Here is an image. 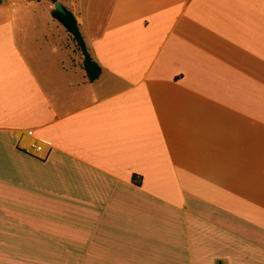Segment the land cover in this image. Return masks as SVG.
Instances as JSON below:
<instances>
[{
    "label": "crops",
    "instance_id": "obj_1",
    "mask_svg": "<svg viewBox=\"0 0 264 264\" xmlns=\"http://www.w3.org/2000/svg\"><path fill=\"white\" fill-rule=\"evenodd\" d=\"M57 1L101 75L0 0V264H264V0Z\"/></svg>",
    "mask_w": 264,
    "mask_h": 264
},
{
    "label": "trees",
    "instance_id": "obj_2",
    "mask_svg": "<svg viewBox=\"0 0 264 264\" xmlns=\"http://www.w3.org/2000/svg\"><path fill=\"white\" fill-rule=\"evenodd\" d=\"M48 1L54 4L57 0H48ZM65 11L66 14H60L53 10L52 16L60 25L63 26L65 31L71 36L72 40L76 45L77 51L82 55L83 59L81 66L86 73L87 80L89 82H93L100 77L101 68L98 65V63L95 62L90 56L74 16L72 15L71 12L67 11L66 9ZM133 181L136 182L137 180L134 179ZM216 264H222V263L218 262Z\"/></svg>",
    "mask_w": 264,
    "mask_h": 264
},
{
    "label": "water",
    "instance_id": "obj_3",
    "mask_svg": "<svg viewBox=\"0 0 264 264\" xmlns=\"http://www.w3.org/2000/svg\"><path fill=\"white\" fill-rule=\"evenodd\" d=\"M53 8H54V11L60 13V14H66V11L65 9L62 7V5L60 4L59 1H56L54 4H53Z\"/></svg>",
    "mask_w": 264,
    "mask_h": 264
},
{
    "label": "built area",
    "instance_id": "obj_4",
    "mask_svg": "<svg viewBox=\"0 0 264 264\" xmlns=\"http://www.w3.org/2000/svg\"><path fill=\"white\" fill-rule=\"evenodd\" d=\"M31 149L33 150L36 156L40 155V153L43 151L40 145H31Z\"/></svg>",
    "mask_w": 264,
    "mask_h": 264
},
{
    "label": "rangeland",
    "instance_id": "obj_5",
    "mask_svg": "<svg viewBox=\"0 0 264 264\" xmlns=\"http://www.w3.org/2000/svg\"><path fill=\"white\" fill-rule=\"evenodd\" d=\"M19 5H23L21 2L18 3ZM73 57V56H72Z\"/></svg>",
    "mask_w": 264,
    "mask_h": 264
}]
</instances>
